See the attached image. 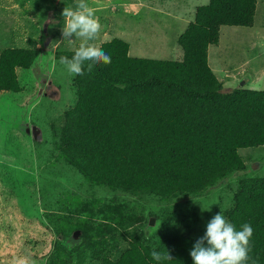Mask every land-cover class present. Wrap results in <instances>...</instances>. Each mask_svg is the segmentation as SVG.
Here are the masks:
<instances>
[{"label":"trees","instance_id":"1","mask_svg":"<svg viewBox=\"0 0 264 264\" xmlns=\"http://www.w3.org/2000/svg\"><path fill=\"white\" fill-rule=\"evenodd\" d=\"M257 7V0H209L198 6L178 37L181 60L133 57L130 44L118 37L104 42L100 48L111 63L71 76L75 102L61 118L57 142L47 149L46 159L56 151L91 184L163 201L206 196L246 169L240 149L264 145V90L226 91L209 64V48L219 45L222 26H254ZM41 53L29 47L0 48V92L21 93L22 73L34 67ZM73 55V50L56 52L59 60ZM21 134L0 113V147L17 152L13 145L21 142ZM133 212L123 229L138 216ZM192 219L191 213H180L171 228L163 226L150 236L137 229L123 250L101 254L98 264H193L190 251L201 236L192 234ZM226 221L237 230L244 223L252 226L246 264H264V176L237 181ZM66 235L68 230L59 229V239ZM153 250L169 251L172 259L157 262ZM20 251L29 264H44L34 250Z\"/></svg>","mask_w":264,"mask_h":264},{"label":"rangeland","instance_id":"2","mask_svg":"<svg viewBox=\"0 0 264 264\" xmlns=\"http://www.w3.org/2000/svg\"><path fill=\"white\" fill-rule=\"evenodd\" d=\"M257 1L254 26H222L219 45L209 48V64L226 91L264 90V0ZM208 2L86 0L101 26L90 43L100 47L118 37L130 44L133 57L181 60L178 37L194 20L197 7ZM76 4L77 0H0V48L42 49L34 67L22 73L23 91L0 92L1 115L6 114L11 127L22 133L21 142L13 145L17 152L0 147V264H17L21 249L34 250L44 264H98L101 254L113 248L114 256L123 250L137 229L150 236L163 226L171 228V220L176 224L174 218L180 213L193 215L192 234L203 237L216 214L227 220L237 181L264 176V145L242 148L246 169L209 194L163 201L91 184L66 166L56 151L46 159L47 149L57 142L61 118L76 97L69 84L72 75L56 57L58 50L79 46V39L69 43L62 37V10ZM133 211L138 216L123 229L121 224ZM59 229L68 230V235L59 239Z\"/></svg>","mask_w":264,"mask_h":264},{"label":"clouds","instance_id":"3","mask_svg":"<svg viewBox=\"0 0 264 264\" xmlns=\"http://www.w3.org/2000/svg\"><path fill=\"white\" fill-rule=\"evenodd\" d=\"M61 15L64 18L63 40L69 43L76 39L80 40L79 46L73 49L74 55L71 58L60 57V63L70 75L83 76L85 69L91 73L96 64L111 63L109 55L94 43H90L97 39L101 26L94 9L86 0H77L75 8L65 6ZM252 236L253 228L249 223H244L241 229L237 230L221 213H218L208 222L204 236L195 242L190 251L193 264H246L250 259ZM151 256L157 262L172 259L169 251L161 253L153 250ZM17 264L29 262L27 258H21ZM252 264H256V260H253Z\"/></svg>","mask_w":264,"mask_h":264},{"label":"water","instance_id":"4","mask_svg":"<svg viewBox=\"0 0 264 264\" xmlns=\"http://www.w3.org/2000/svg\"><path fill=\"white\" fill-rule=\"evenodd\" d=\"M150 224H151V225H154V224H155V218H151V220H150Z\"/></svg>","mask_w":264,"mask_h":264},{"label":"crops","instance_id":"5","mask_svg":"<svg viewBox=\"0 0 264 264\" xmlns=\"http://www.w3.org/2000/svg\"><path fill=\"white\" fill-rule=\"evenodd\" d=\"M220 57V56H219ZM223 66V65H222ZM221 67V66H220ZM213 70H214V68H212ZM214 72H215V70H214Z\"/></svg>","mask_w":264,"mask_h":264}]
</instances>
